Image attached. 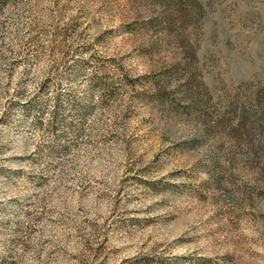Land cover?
<instances>
[{"label": "rangeland", "instance_id": "rangeland-1", "mask_svg": "<svg viewBox=\"0 0 264 264\" xmlns=\"http://www.w3.org/2000/svg\"><path fill=\"white\" fill-rule=\"evenodd\" d=\"M0 264H264V0H0Z\"/></svg>", "mask_w": 264, "mask_h": 264}, {"label": "trees", "instance_id": "trees-1", "mask_svg": "<svg viewBox=\"0 0 264 264\" xmlns=\"http://www.w3.org/2000/svg\"><path fill=\"white\" fill-rule=\"evenodd\" d=\"M248 134V133H247Z\"/></svg>", "mask_w": 264, "mask_h": 264}]
</instances>
